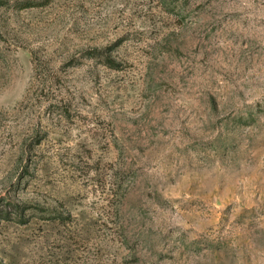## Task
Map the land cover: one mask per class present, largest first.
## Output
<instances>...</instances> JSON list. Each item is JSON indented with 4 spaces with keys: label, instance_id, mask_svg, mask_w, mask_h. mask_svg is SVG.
<instances>
[{
    "label": "rangeland",
    "instance_id": "1",
    "mask_svg": "<svg viewBox=\"0 0 264 264\" xmlns=\"http://www.w3.org/2000/svg\"><path fill=\"white\" fill-rule=\"evenodd\" d=\"M0 264H264V0H0Z\"/></svg>",
    "mask_w": 264,
    "mask_h": 264
}]
</instances>
